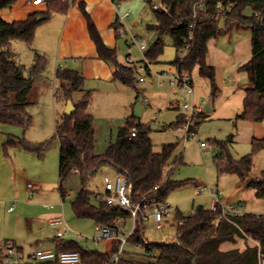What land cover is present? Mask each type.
<instances>
[{
    "label": "trees",
    "instance_id": "1",
    "mask_svg": "<svg viewBox=\"0 0 264 264\" xmlns=\"http://www.w3.org/2000/svg\"><path fill=\"white\" fill-rule=\"evenodd\" d=\"M126 2L129 0H114ZM152 6V0H147ZM205 1L206 10L198 12L192 28L191 15L196 2ZM18 0H0V13L12 9ZM169 14L154 11L156 24V41L146 53V58L153 64L164 54V39L169 38L173 47L178 50L190 46L186 57L179 61L176 56L173 62L181 71L190 73L198 67L202 78L211 83V99L219 96L216 84L215 69L207 65V44L219 34L234 28L250 30L252 38V57L239 68L249 74L253 84L246 90L243 113L236 120L252 123L264 121V0H163ZM218 5L229 6L228 10L218 11ZM87 21L91 40L94 42L99 59L114 69V79L123 85L135 88L136 74L134 69L119 63L116 50L107 47L99 34L92 18L80 5ZM247 8L252 15H246ZM71 9L69 0L46 1V11L30 14L25 20L7 22L0 15V136L3 125L20 126L25 130L32 124L27 109L31 105V95L35 84L41 79L47 60L37 55L33 65L27 69L17 61L11 47L15 41L32 45L37 29L56 14L67 15ZM116 30V23H114ZM59 90L67 102L73 93H83L80 103L74 105L76 111L72 116L62 115L56 122L55 138L60 146L59 182L63 199L68 195L64 183L72 174H78L83 189L72 203L74 215L81 220H91L100 227H112L118 218L128 219L129 215L119 208L107 205L101 197L95 196L86 189L88 181L102 166H110L117 173L127 176L132 187L135 203L143 205L156 199L159 203L166 201L175 190L185 187L193 181L164 180V171L172 159L178 144H167L161 152L154 150L149 137L148 127L137 124L134 117L126 120L124 127L118 130L116 141L111 142L103 154L95 152V134L93 118L87 113L92 92L85 89L84 77L75 70L60 69L56 72ZM137 100L139 98L137 97ZM207 119L200 115L193 129ZM186 121L184 115L169 125L168 129H178ZM132 129L138 131L135 138L130 137ZM17 138L10 136L4 145L5 152L17 146ZM22 147L43 157L47 144H32L24 140ZM218 148L215 166L220 175L234 174L244 189L254 190L258 199L264 200V169L259 177L252 176L254 156L264 150V138L251 142V153L235 158L232 154L233 137L225 141H214ZM182 157L173 162V166L182 164ZM183 225L177 229V244L145 245L147 250L155 252V259L135 261L121 257L120 264H260V255H264V214L243 213L237 216H223L216 211L198 207L192 216L182 217ZM144 222L139 220L130 239L132 246L143 242ZM243 242L245 248L224 249L225 245L237 246ZM57 251H73L81 255V264H113L112 253L85 250L76 242L64 243L57 240ZM26 264H59L53 262Z\"/></svg>",
    "mask_w": 264,
    "mask_h": 264
},
{
    "label": "rangeland",
    "instance_id": "2",
    "mask_svg": "<svg viewBox=\"0 0 264 264\" xmlns=\"http://www.w3.org/2000/svg\"><path fill=\"white\" fill-rule=\"evenodd\" d=\"M18 3L19 0L16 3V8H20ZM117 3H119L117 11L120 16L129 13V17L124 21V28L121 29L122 32L128 33L127 38L123 35L117 36L118 61L125 65L129 56L135 62L143 61L157 36L154 29L148 28L150 25L156 24L153 6L147 0H129ZM7 11L11 12V10ZM252 13L251 8H247L245 11L246 15H252ZM130 37H135L139 43L148 45V49L141 53L136 46L129 48L127 41ZM164 43L165 50L160 63L175 61L176 50L171 40L165 38ZM11 49L16 54L18 63L27 69L33 65L37 55L43 56L47 60V66L41 79L35 84L30 98L31 105L27 109L32 118L30 128L25 130L20 126L11 125L1 127L0 241L15 243L18 247L23 248L26 256H29L36 249H40L38 248L39 240L47 239L44 244H39L41 248L51 247L54 230L49 227L48 221L62 218L74 234L70 239H75L77 234L83 235L87 240L78 241L77 244L85 250L106 253L110 250L109 242L95 243L92 240L94 236L98 235L96 223L91 220L78 219L72 211V203L83 189L78 174H72L67 179L63 186L68 195L65 199L61 196L59 142L55 138V133L56 122L62 115H65L68 101L66 102L61 94H58L59 82L56 79L58 66L53 61L52 54L44 55L39 52L34 42L32 45H28L23 41H15ZM156 66L158 65L151 63L150 74L136 75L135 88L117 83L118 89H114L112 95L106 94L108 85L100 81L96 83L98 85L96 90H91L93 82H85V89L92 92V102L87 113L93 118L95 152L97 154H103L108 145L116 141L118 130L126 123L129 116H133L135 106L139 101L138 97L143 100L141 116L136 119V122L148 127L154 150L161 152L164 145L178 144L172 159L165 168L164 180L169 178L171 181L194 182L175 190L165 201L174 210L171 216L166 219L169 222L166 227L170 229V236H165L162 230L157 229L153 219L144 222V237L151 244L166 243L175 236L179 216H191L198 207L211 209L214 199L210 191L218 190V186L223 189L224 185L215 166L218 154L215 140L225 141L230 136L235 137L236 144L232 149V154L237 159L251 153V145L245 141L249 139L251 125H248L247 122L238 125L239 122L233 120L234 118L231 121H226L212 117L203 122L195 130V135L189 139H186L184 128L168 129L170 124L176 122L178 116L177 110L170 109L171 104H178L182 109V105L186 102L183 92L171 85L167 74L157 72ZM141 77H144V82L139 81ZM83 95V93H73L70 101L75 104L80 103ZM189 104L201 106L204 112H207L206 107L211 106V101L200 99L197 102L194 92L193 97L189 99ZM197 117L194 121L198 119ZM10 136L19 140L17 146L9 149L6 154L4 145ZM22 140L32 144H47L44 156L38 157L34 152L24 149ZM202 143L205 144L204 148L201 147ZM180 157H182L183 163L173 166V162ZM263 169L264 154L259 156L257 154L253 159L252 175L255 174V178L259 177ZM116 175L117 172L114 168L102 166L89 179L86 189L95 196L101 197L105 193V177L114 179ZM29 185L34 189L32 194ZM230 186L229 184L228 187ZM201 188L206 189L201 191ZM227 195L224 196L227 197ZM242 205L243 209L249 212L264 214V200L256 198L255 195L247 197ZM10 208H13V211H10ZM240 210L242 211V208ZM38 223L43 225L42 229L38 228ZM133 226V219H128V233L132 231ZM225 246L224 249L238 247L243 250L245 248L243 242L237 246ZM126 251L131 254L129 259L146 260L143 253L132 245L127 246Z\"/></svg>",
    "mask_w": 264,
    "mask_h": 264
},
{
    "label": "crops",
    "instance_id": "3",
    "mask_svg": "<svg viewBox=\"0 0 264 264\" xmlns=\"http://www.w3.org/2000/svg\"><path fill=\"white\" fill-rule=\"evenodd\" d=\"M46 1L49 0H45V3L36 4L34 0H19L18 5L20 8H16V5L10 9L11 12L6 10L5 12H1L0 15L2 18L4 17L3 19L7 22L25 20L32 13L46 11ZM69 1L71 2L69 13L67 15L56 14L52 17L50 22L41 25L37 29L34 44L39 52L44 55L52 54V59L56 62L58 68L62 65L65 69L78 71L84 77L85 82H93L94 84H92L91 90H96V88H98L96 83L100 81L108 85L106 94L112 95L113 90L118 89L117 83L120 82L114 79L113 67L99 59L96 46L90 38L88 24L81 11L80 5L84 4L86 11L96 25L105 45L110 49L116 50L117 53V33L114 23L117 18L116 15L118 14L117 7L119 3L114 0ZM207 47L208 54L206 62L207 65L215 69L216 84L220 93L217 99L213 101L211 99L210 81L200 76L198 67L193 70L191 76L194 83L195 100L197 102L200 99H208L211 101V106L209 105V107L207 106L208 108L206 107L207 112L203 110L204 115L207 117L203 122L210 120L212 117L224 119L226 121H231L234 118L233 120L236 121V117L243 113L246 90L253 87L251 80H249V74L239 70V68L245 65L252 57L251 32L247 29L234 28L211 39ZM161 57L155 62V64L158 65L155 70L167 75L174 74L176 72V67L173 65L174 61L160 63ZM125 66H127V64H125ZM170 109L177 110V121L178 117L182 115L180 106L178 104H171ZM236 122H239L238 125H240L247 121L237 120ZM247 123L251 125L249 128L251 133L249 135V141L245 140L246 142H249L251 145L254 139L264 138V121L262 123ZM125 124L122 127H124ZM235 140V137H233L232 149L236 144ZM263 154L264 150L258 153V156ZM252 176L254 177L256 175L253 174ZM220 177L223 179L224 185L223 189H220V186H218L217 189L222 193L223 204H235L242 208V213H252L243 209L242 204L245 203L247 197L255 195V191L244 189L240 179L234 174H224L220 175ZM229 184L231 185L230 187H228ZM224 195H227V197ZM51 220L52 219L48 221L49 227L54 230V235L51 239V247L41 248L39 246V244H44L47 240L44 239L38 241V248L40 249L57 250L55 229L51 226ZM168 223V221L165 222V229L163 230L165 236H170V229L166 227ZM38 228L42 229L43 225L38 223ZM176 234H178V232ZM71 236H74V234ZM70 237L62 242H78L76 236L75 239H70ZM19 248L24 252L22 247ZM111 249L112 244L110 245V250L106 253H109Z\"/></svg>",
    "mask_w": 264,
    "mask_h": 264
},
{
    "label": "built area",
    "instance_id": "4",
    "mask_svg": "<svg viewBox=\"0 0 264 264\" xmlns=\"http://www.w3.org/2000/svg\"><path fill=\"white\" fill-rule=\"evenodd\" d=\"M34 3L40 4L45 3V0H34ZM153 9L156 11H162L166 14H169L168 8L163 0H152ZM229 6L223 7L218 5V11L222 12L228 10ZM206 10L205 1L196 2L193 7V13L191 15V20H193L191 27L195 25V20L198 16V12ZM129 17V13H126L122 16L117 14L115 20L116 23V33L117 36L123 35L127 38L128 33L126 31L122 32L121 29L124 28V21ZM124 33V34H123ZM129 48L136 46L141 53H144L148 49V45L139 43L137 38L130 37L127 41ZM190 46L178 50L177 57L179 61H182L188 51ZM127 66L134 69L136 75L140 74H150L151 73V62L145 58L143 61L135 62L130 56L127 58ZM176 67V72L172 75H168L171 85L177 87L184 94V101L186 102L182 105V115L185 116L186 121L183 126L179 128H184L186 132V139H189L195 135V130L193 129L197 116L203 113L201 106H191L189 104V99L194 95V83L191 76V73L188 71H181ZM60 69H63V66H59ZM140 82H144V77H141ZM198 118V117H197ZM178 128V129H179ZM138 135L136 129H132L130 132V137L135 138ZM201 147H205V144L202 143ZM105 193L101 196V199L109 206L119 208L123 212L129 215L128 219H133L134 226L130 233L127 231V219L118 218L116 223L112 227H100L98 226L96 231L97 236H94L92 240L95 243L101 241H107L112 244L111 252L112 263L120 264L121 257L130 258L131 254H128L126 251L127 246H131L130 239L132 238L137 222L142 219L143 222L153 219L156 223L157 229L164 230L166 219L171 216L174 211L173 208L168 205L166 202L159 203L156 199H153L151 202H146L144 205L143 201L135 203L132 196V187L130 185L129 179L123 174L117 173L114 179L110 177H105ZM31 194L34 189L31 185L28 186ZM206 188H201V191H204ZM213 197V203L211 210L216 211L218 208L221 209L223 216H237L242 215L240 206L235 204H223V196L219 190L210 191ZM50 207V206H47ZM13 211V208L9 209ZM192 216V215H191ZM51 226L55 229V239L58 241H65L71 235H73L72 230L67 225L66 221L62 218H54L51 220ZM183 221L178 219L177 227L182 226ZM77 241L87 240L83 235H76ZM179 242V235L172 237L166 244H177ZM149 242L143 238V242L137 244L135 249L143 253V257L146 259H155V252L147 250L145 245ZM28 262L36 263H59V264H81V255L78 252L73 251H63L59 252L57 250L51 249H36L34 253L26 256L24 252L13 242L11 241H0V264H26ZM260 264H264V255H260Z\"/></svg>",
    "mask_w": 264,
    "mask_h": 264
},
{
    "label": "water",
    "instance_id": "5",
    "mask_svg": "<svg viewBox=\"0 0 264 264\" xmlns=\"http://www.w3.org/2000/svg\"><path fill=\"white\" fill-rule=\"evenodd\" d=\"M150 29H153L154 26H150ZM143 99H139V101L137 102L136 106H135V110H134V118H139L141 116V102ZM76 109L74 107V104L72 103V101H68L67 102V106H66V110H65V115L66 116H72L75 113ZM152 129H154V127H152Z\"/></svg>",
    "mask_w": 264,
    "mask_h": 264
}]
</instances>
